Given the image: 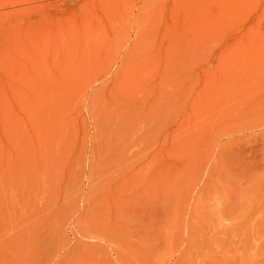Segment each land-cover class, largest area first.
<instances>
[{"label": "rangeland", "instance_id": "374dc122", "mask_svg": "<svg viewBox=\"0 0 264 264\" xmlns=\"http://www.w3.org/2000/svg\"><path fill=\"white\" fill-rule=\"evenodd\" d=\"M0 264H264V0H0Z\"/></svg>", "mask_w": 264, "mask_h": 264}, {"label": "bare ground", "instance_id": "6f19581e", "mask_svg": "<svg viewBox=\"0 0 264 264\" xmlns=\"http://www.w3.org/2000/svg\"><path fill=\"white\" fill-rule=\"evenodd\" d=\"M143 1V0H142ZM155 1H157V0H155ZM189 1V0H188ZM145 2V1H144ZM148 2V1H147ZM141 3H143V2H141ZM140 3V4H141ZM156 3V2H155ZM189 3V2H188ZM147 4V3H146ZM142 5V4H141ZM156 5V4H155ZM158 5V4H157ZM156 5V6H157ZM185 5V4H184ZM151 6H153V4L151 5ZM186 6V5H185ZM142 6H140V8H141ZM147 7H149V6H147ZM144 8V7H143ZM151 8H153V7H151ZM186 8V7H185ZM146 9V8H145ZM140 11V10H139ZM142 12H143V9H142ZM144 13H145V11H144ZM146 14H147V12H146ZM141 16V15H140ZM142 16H143V14H142ZM144 16H146V15H144Z\"/></svg>", "mask_w": 264, "mask_h": 264}]
</instances>
